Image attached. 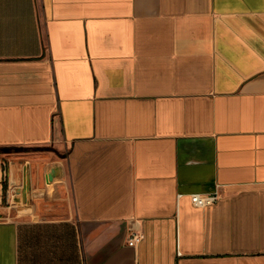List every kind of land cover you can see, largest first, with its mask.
Listing matches in <instances>:
<instances>
[{"label": "crops", "instance_id": "0c3cea01", "mask_svg": "<svg viewBox=\"0 0 264 264\" xmlns=\"http://www.w3.org/2000/svg\"><path fill=\"white\" fill-rule=\"evenodd\" d=\"M0 264H264V0H0Z\"/></svg>", "mask_w": 264, "mask_h": 264}, {"label": "built area", "instance_id": "2783aa9c", "mask_svg": "<svg viewBox=\"0 0 264 264\" xmlns=\"http://www.w3.org/2000/svg\"><path fill=\"white\" fill-rule=\"evenodd\" d=\"M219 198L216 191L210 193H191V202L198 207H205L213 204ZM144 233L142 230L132 229L128 237V244L135 245L142 240Z\"/></svg>", "mask_w": 264, "mask_h": 264}, {"label": "water", "instance_id": "95a60500", "mask_svg": "<svg viewBox=\"0 0 264 264\" xmlns=\"http://www.w3.org/2000/svg\"><path fill=\"white\" fill-rule=\"evenodd\" d=\"M54 171H55V169H53L52 172H51V176H52V177H53V175L55 174Z\"/></svg>", "mask_w": 264, "mask_h": 264}]
</instances>
